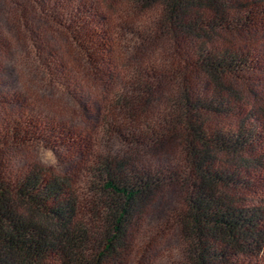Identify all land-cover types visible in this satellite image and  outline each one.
I'll use <instances>...</instances> for the list:
<instances>
[{
  "label": "trees",
  "instance_id": "16d2710c",
  "mask_svg": "<svg viewBox=\"0 0 264 264\" xmlns=\"http://www.w3.org/2000/svg\"><path fill=\"white\" fill-rule=\"evenodd\" d=\"M16 49L77 101L104 92L99 147L4 91ZM0 108V159L44 144L82 171L0 167V264H127L164 192L169 264H264V0H0Z\"/></svg>",
  "mask_w": 264,
  "mask_h": 264
},
{
  "label": "rangeland",
  "instance_id": "374dc122",
  "mask_svg": "<svg viewBox=\"0 0 264 264\" xmlns=\"http://www.w3.org/2000/svg\"><path fill=\"white\" fill-rule=\"evenodd\" d=\"M107 14L112 19V23L120 21V18L123 17L120 10L107 9ZM56 43L57 47L60 43L65 44L64 40L56 41ZM19 55V49H16V53H13L14 62H11L13 70L6 78L9 86L4 91L6 93L20 91L26 97V105H28L31 114L36 113L49 122L63 123L67 128L83 131L92 136L96 142L94 134L98 131V121L106 115L105 107L109 102L104 92L92 88L91 96L79 101V97L82 98V92L86 90L87 84L85 83L82 85L81 94L76 93L77 101L75 97H69L62 93L60 88L51 87L52 85L45 77L29 75L27 69L20 65L21 57ZM86 80L89 79L86 78ZM17 110L10 109L6 112L12 113ZM0 111H2L0 113L4 112L1 108ZM96 144L99 147L97 142ZM3 154L4 157L0 161H4L3 166H6L7 169L5 170V167L1 165L0 167L7 175L14 176L18 170L25 171L26 167H36L47 174L67 178L68 184L74 189L79 186L82 173L81 163L79 164L65 148H52L44 144H36L9 150ZM158 158L161 163L165 164L170 161V154H164ZM224 158L221 156L219 159ZM6 162H8L7 165ZM78 164L79 166H77ZM262 176L264 177V175ZM250 199L257 200L256 197ZM175 203V196L171 192H164L157 197L144 218L136 249L127 264H169L176 259L178 247L176 231L172 227L158 229L156 226L164 215L171 213ZM255 204L264 207V202L259 200ZM145 235L147 238H144Z\"/></svg>",
  "mask_w": 264,
  "mask_h": 264
}]
</instances>
